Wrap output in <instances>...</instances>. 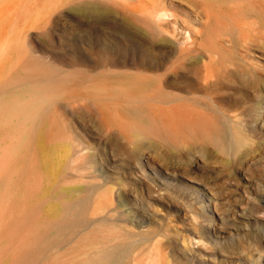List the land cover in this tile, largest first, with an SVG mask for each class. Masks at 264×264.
<instances>
[{"label":"bare ground","instance_id":"6f19581e","mask_svg":"<svg viewBox=\"0 0 264 264\" xmlns=\"http://www.w3.org/2000/svg\"><path fill=\"white\" fill-rule=\"evenodd\" d=\"M71 1L57 0L53 10ZM86 1V11L125 34L111 45L115 53L106 55L100 43L89 44L86 50L75 42L74 54L56 52L28 37L25 27L17 35L1 29L0 19V264H122L128 253L123 241L132 234L119 222L92 214L115 206L140 231L145 230L143 222L164 225L168 217L156 209L160 195L169 191L154 181L149 186L146 172L157 175L162 185L170 181L180 187L187 182L128 145L143 138L168 143L169 149L203 142L228 155L252 141L238 125L226 126L220 110L224 97L211 94L217 85L230 86L233 73L227 63L242 60L227 1H201L200 10H184L182 20L169 12L173 0H166V6L160 3L155 14L146 12V0H137V5ZM255 13L264 25V0ZM45 16L29 26L46 30ZM222 35L229 37L227 47ZM177 68L191 76L185 71L178 80ZM256 126L264 132V111ZM154 156L163 158L161 153ZM86 168L93 181L83 187L72 177ZM215 203L210 198L202 206L217 210ZM165 204L173 208L176 203ZM212 213L216 225L225 222L220 213ZM263 219L255 217L256 224ZM188 230L184 246L167 227L166 234H172L175 243L170 249L172 264H211L207 262L215 259L212 252L218 244L229 239L239 245L246 234L252 236L238 226L218 230L220 236L214 240L204 239L194 228ZM256 233L264 244V228ZM159 246L151 264H161ZM257 264H264V256Z\"/></svg>","mask_w":264,"mask_h":264},{"label":"rangeland","instance_id":"374dc122","mask_svg":"<svg viewBox=\"0 0 264 264\" xmlns=\"http://www.w3.org/2000/svg\"><path fill=\"white\" fill-rule=\"evenodd\" d=\"M51 1L53 2L51 3ZM54 1L55 0H0V6L3 5V8L0 10V19L2 20H0L1 29H6L10 34L13 33L17 35V33L25 27L27 28L26 30L29 29L27 32L28 37H31L56 52L65 50L68 53L74 54V49L72 48H74L75 42L77 46L81 44L83 47L86 46V50L89 48V44L95 46V44L98 45L100 43L101 46H104L106 55L115 53L114 49L116 47L111 45L117 43L118 39H123L125 34L115 28H111V24L110 27L103 25L99 16L96 17V15H92L89 11H86V0H72L69 4L61 8L62 11L53 10L57 3V0L55 1L56 3ZM115 1L133 5L138 4L137 0ZM147 1L148 0L144 2L146 4L144 6H146V12L148 9V12L151 14H155L153 10H156L159 6L162 7L161 4L166 6V0H156L158 3L154 2L155 0ZM201 1L204 0H173V6H167L169 12L174 13L177 20H182L185 18L184 10L190 12L200 10L199 3ZM221 1H227L231 8L232 12L229 14V19L234 28V32L239 36L238 41L241 50L238 51L240 52L242 60L235 65L227 63V67H229L230 71L233 73L231 77L232 81H228L230 86L219 87L217 85L216 90L211 92V94L212 96L217 94V96L222 95L224 97V105L220 106V110L226 126L231 128L238 125L237 127H239L241 131L250 133L252 141L243 145L238 150L230 152L228 155L221 154V152L216 151L211 144L203 142L186 143L179 149H169L168 147L170 144L168 143L155 140L156 138L154 140L151 138H143L132 145H128L131 148L133 146L138 147V150L145 153L144 156L146 160L149 159L166 170L178 172L185 177L187 182H185L186 186L181 184L184 188L170 181H168L166 185H162L157 175L149 171L146 172L145 178L149 186L156 184L164 188L167 186V189L169 187L168 190L165 188L169 193L165 192L161 194L157 204L158 208L157 206L155 207L157 211L159 210V213L166 214L168 217L164 225L160 226L155 223L143 222L146 223L145 228H143L145 230L140 231L128 221L130 216L123 212L121 207L118 209L116 207L115 209V206L113 210H104L97 212L98 214H92V217L105 216L112 221L119 222L127 228L128 231H126L130 232V235L132 234V238L124 239L123 241L128 255L125 253V256L121 260L122 264H151L152 256L156 253L154 248L159 246L160 243L165 242H167L165 245L158 247V254L160 253L158 257L161 264H172L170 249L175 243L172 234H166L167 227L175 232V235L178 236L184 246L186 245L185 241L188 236V228L197 230L204 236V239L210 236L211 240H214L212 238H216V236H220L218 230L221 229L225 231V229L229 228L236 229L237 226L245 229L241 231L242 233L248 232L253 236L246 234L245 241L239 245H233L229 242V239L222 243V245L220 244L222 247H220L219 244L217 245L218 247L215 245V250H212L213 254L215 252V259L211 258L207 263L212 261L211 264H257V260H262L264 256V244H261L256 236V232L264 228V219L261 221L263 224H256L255 222V217L257 216L264 218V132L259 131L256 126L260 113L264 111V25L255 13V9L259 8L263 0ZM45 15H47L48 19L46 30L29 26L37 17L41 18V16L44 17ZM199 16L201 15L199 14ZM27 18H29V20ZM162 18L163 17L160 16L157 17V19L166 20ZM45 31L47 32L46 34L49 35L48 39ZM220 38L222 43L227 47L229 37L227 35H222ZM95 39L97 41L94 42ZM104 43L106 44L104 45ZM109 48H111V50ZM196 49L199 52H203L201 45H196ZM205 60H208V56H205ZM237 64H239V67ZM243 66L245 71L242 73H245V75L241 74L240 71L243 69ZM176 71L174 75H177L178 80L181 81L182 78L180 74H186L187 71L185 70V72L181 68H177ZM188 72L187 76H191ZM156 153H161L163 158L154 156ZM76 162L78 163L79 161L77 160ZM91 175V169L86 168L82 173H74L72 178L73 180H77L80 186L86 187L91 185L93 181ZM179 190L181 191L179 192ZM192 190L195 191L192 192ZM181 192L183 194H181ZM167 194L170 195L167 196ZM172 194L174 196L176 195L180 202H183V205L179 200L175 199ZM185 195L189 198L187 199ZM194 196L196 197L194 198ZM210 198H212L214 203L216 202L215 205L217 210H214L213 206H211V209L203 207L205 203H208V199ZM192 200L195 201L192 202ZM171 201L176 203L175 207L167 208L165 202ZM215 211L222 215L225 221L223 224H215L217 220L215 221L212 219L215 218L212 213ZM102 212L103 214H101ZM131 214L132 216L136 215L133 212ZM136 216L133 217L140 220L141 217L138 215ZM245 221H248L246 222L247 227L243 224ZM195 240H197V238H195ZM209 246H212V244H209Z\"/></svg>","mask_w":264,"mask_h":264}]
</instances>
